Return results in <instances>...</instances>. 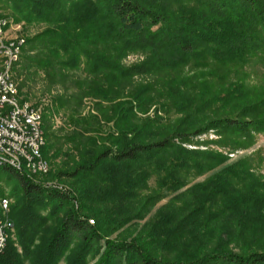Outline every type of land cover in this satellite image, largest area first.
I'll return each instance as SVG.
<instances>
[{
	"label": "trees",
	"instance_id": "obj_1",
	"mask_svg": "<svg viewBox=\"0 0 264 264\" xmlns=\"http://www.w3.org/2000/svg\"><path fill=\"white\" fill-rule=\"evenodd\" d=\"M190 1H195L201 7V14L184 19L180 16L173 21L142 0H8L20 18L28 21L33 18L48 26L40 35L27 42L29 49L24 52L25 59L33 46H37V50H44L47 46L45 43L50 47L49 53L55 56L59 52L66 54L69 49L75 48L86 60V65L91 67L92 73L104 69L107 74H115L121 80L126 79V75L130 73L120 68L117 59L112 55H104L101 50L86 51L88 45L81 43L89 38L121 41L126 45L125 49L148 52L155 61V67L160 68L158 71L166 72L189 62H194L197 69H205L210 64L243 65L256 57L261 49L264 50V0H199L200 4L196 0ZM69 25L78 29L79 34L74 33L75 36L72 37L67 31L70 30ZM155 28L157 30L152 31ZM35 62L38 68H51L49 62L41 59ZM71 64L70 67L76 66L74 59ZM198 76L203 78L205 74L199 73ZM116 90V96L110 98L111 102L121 98L120 89ZM222 92L210 96L207 93L206 102L202 100L206 95L203 94L198 99V102L202 100L200 103L203 105L198 104L199 106L192 103L194 101L191 94L178 108L184 113L192 108L202 113L210 108L211 102L219 101L226 106L232 101L243 103L245 100V95L238 86L232 85ZM80 94L105 96L95 89L89 92L84 90ZM177 94L179 97L183 96L181 92L177 91ZM260 105L246 106L245 110L250 116L245 119H212L206 125L180 122L182 128L176 127L166 134L153 131L157 125L153 119L138 124L128 123L125 130H119L117 136H107L111 140L108 147H95L87 151L80 155L79 163H73L71 169L59 171L52 178L65 177L71 182L80 203L83 201L91 204L95 199L109 197V190L106 189L110 185L115 187L116 196L121 199L129 196L132 198L136 195L133 192L140 189L153 172L161 175V187L176 192L185 185L181 171L193 167L198 174L217 167L225 160L217 154L196 153L182 146L210 129L248 139L254 133H264V114L259 112L264 108V101ZM134 106L139 107L137 113H142L146 104L136 103ZM58 107L60 108V103ZM135 107L120 101L111 106L117 113L115 129L118 128L123 113L125 115L122 118L129 117V121H136L133 114ZM74 109L77 112L79 104ZM86 121L71 120L70 124L74 129L60 138H55L53 132L46 128L43 132L46 141L41 149L43 159L54 160L63 151L65 144L72 145L76 152L81 146H85L87 139L83 135L88 130L85 128H90ZM56 141H61V144L57 145ZM149 160L154 161V164L145 167L144 164ZM193 160L200 163H193ZM4 170L17 182L15 195L19 197L11 209L10 220L16 230L22 257L20 259L8 242L0 256V264H23V258L29 256L37 237V228L44 221L38 211L46 206H50L54 214L62 213V218L42 245L38 264H56L63 250L73 241H77L79 247L71 264H82L84 257L90 252L98 258L95 264H264V245L236 253L229 249V239L217 238L214 243L210 238L207 245L201 242L202 220L210 223L217 217L209 213L202 215L206 206L218 203L220 207L229 210L233 217L238 215V220L246 219L249 209L258 211L259 206H264V198L255 192V184L250 189H245L246 179L243 172L236 171V166L225 168L207 182L190 188L188 192L192 196L184 200L180 207L171 205L163 208L158 212L159 220L153 226L129 241L109 240L106 225L110 223L104 220L107 217L94 211L85 213L84 205L76 209L73 195L66 189L44 188L12 169ZM193 206L196 208L190 210ZM141 211L142 208L138 210ZM131 219L134 217L115 220L117 227L114 231ZM204 233L209 235L208 228ZM188 234L192 237V243L184 238ZM149 243L153 247H159L158 250L162 248L161 251L165 254L172 253L173 250L181 251L178 256L167 258L158 255V250L148 247Z\"/></svg>",
	"mask_w": 264,
	"mask_h": 264
},
{
	"label": "rangeland",
	"instance_id": "obj_2",
	"mask_svg": "<svg viewBox=\"0 0 264 264\" xmlns=\"http://www.w3.org/2000/svg\"><path fill=\"white\" fill-rule=\"evenodd\" d=\"M142 1L154 9H159L162 13L171 17L173 21L180 16L184 19L188 16L192 17L194 14H201V7L194 3L195 1ZM196 1L200 4L199 0ZM0 18L10 21L11 37L24 41L20 60L14 69L13 81L17 87L19 97L40 111L42 132L49 128L55 138H60L74 129L70 121L76 119L87 120L86 122L90 127L85 128L88 130L83 135L87 139L85 146H81L79 151L76 152L72 145L65 144L63 151L54 160H46L49 168L48 173L33 176L32 181L52 190L56 187L66 189L67 192L73 195L76 209H79L80 205H84L83 210L85 213L90 214L91 211H94V213L106 216L107 218L104 220L110 223L106 225L109 240L129 241L143 230L147 231L159 220L158 212L160 210L171 205L180 207L184 200L186 201L189 196H192L188 192L190 188L207 182L225 168L236 166V171L243 172L242 175L246 179L247 186L245 189H250L251 185L255 184V192L264 198V133H254L248 139L235 134H222L217 129H210L193 139L189 144H184L182 147L188 151L217 154L225 160L217 167L202 173L197 174L193 167L181 171L185 185L176 192L161 187L159 185L161 175L153 172L145 184L133 192L136 195L132 198L129 196L121 199L120 196H116L115 187L110 185L106 189L109 190V197L95 199L93 203L90 202L91 204L82 201L81 204L71 182L67 181L65 177L61 179L52 178L57 172L68 171L74 164L79 163L80 155L85 154L87 151H91L95 147H108L111 140H108L107 136H117L119 130H125L124 127L128 123L135 122L138 124L144 120L153 119L157 122L153 131L166 134L176 127L182 128L180 122L186 124L188 122H198L197 124L206 125L212 119L227 117L245 119L249 117L250 114L245 110V107L252 104L258 106L264 101L263 49L255 55L256 57L251 58L249 62L243 65L216 66L210 64V67L205 69H197L194 62H189L183 63L184 65L178 67L179 70L166 72L158 71L160 68L155 67V61L148 52L125 49L126 45L123 42L114 39L103 40V38H98L91 40V38L86 39L83 36L86 40L81 44L88 45L86 51L101 50L104 55H112L114 59H117L120 68L130 73L126 75V79L121 80L115 74H107L104 69L92 73L91 67L86 65V60L75 48L73 50L69 49L66 54L59 52L55 56L49 53L50 47L48 48V44L45 43L47 46L44 50H37L38 47L33 46L25 59L24 52L29 49L27 42L40 35L48 26L37 22L33 18H30L29 21L20 18L16 9L8 0H0ZM68 29H70L67 31L72 37L79 34V30L75 27L69 25ZM155 30L157 28L152 31ZM37 59L49 62L51 68L47 70L38 68L35 62ZM68 59L70 60L68 61ZM73 59L76 66L70 67ZM199 73H204L205 76L200 78ZM232 85L238 86L244 93L245 100L243 103L232 101L230 105L224 106L219 101L211 102L210 108L202 113L196 111L195 108L184 113L178 108V106L181 107L179 104L189 98L191 94H193L194 101L192 103L203 105L200 102L202 100L206 102V99H208L207 93H210L209 96L216 95L223 90L226 91ZM93 89L97 90L99 94H105V96H93L92 94L81 96L80 94L84 90L89 92ZM116 89H120L119 97L121 98L118 101L114 99L115 101L111 102L112 99L110 98L116 96L114 95ZM177 91L181 92L183 96L179 97ZM203 94L206 95L198 102ZM119 101L133 107L136 103H145L146 106L142 113H137L139 107L134 108L133 114L136 121H129L128 116H126L128 118H122L125 115L123 113L119 120V126L115 129L114 123L116 122L117 113L111 109V106ZM58 103H60V108ZM78 104L79 109L76 112L74 108ZM259 112L264 114V108ZM82 127L84 128L83 125ZM45 141L46 139L44 144ZM56 142L57 145L61 144V141ZM196 161L193 160V163ZM197 163L200 162L197 161ZM153 164L154 161L149 160L144 165L150 167ZM17 188L14 177L0 167V196L6 195L9 198L10 214L19 197L15 195ZM141 208L142 211L138 212ZM195 208L193 206L190 210ZM258 208V211H250L249 209L246 212V219L238 220L240 218L238 215L233 217L229 210L220 207L218 203L206 206L201 214L204 216L207 213L215 214L217 217L211 220L210 223L205 219L202 220L203 226H201L202 231L200 234L203 236V241L201 242L207 245L211 239L214 243H216L217 238L229 239L228 247L236 253L261 247L264 245V206ZM38 214L44 221L38 228L36 227L38 230L37 237L30 248L29 256L23 258V264L39 263L42 245L50 237L62 218V213L54 214L50 206L43 207L38 211ZM185 214L183 213V215ZM126 217H134V219L127 220L121 228L114 231V228L117 227L114 223L115 220L119 221V219H125ZM5 221L11 225V220ZM207 228L209 235L204 233ZM184 238L192 243V237L189 234ZM9 242L21 259V249L16 240L14 226L10 233ZM78 247L79 243L77 241L69 244L59 256L56 264H71ZM148 247L155 250L160 249L159 247H153L150 243ZM161 250H158V255L167 258H174L181 251V249L178 251L173 250L172 253L165 254ZM97 259L90 252L84 257L82 264H95Z\"/></svg>",
	"mask_w": 264,
	"mask_h": 264
},
{
	"label": "built area",
	"instance_id": "obj_3",
	"mask_svg": "<svg viewBox=\"0 0 264 264\" xmlns=\"http://www.w3.org/2000/svg\"><path fill=\"white\" fill-rule=\"evenodd\" d=\"M0 23L7 25V33H0V149L17 151L21 159H28V165L35 167L38 174L46 175L48 164L38 159L39 136H42L37 127L38 110L19 97L13 81L14 66L20 60L18 47L23 42H6L5 34H12L11 25L8 20ZM5 69H12V78H5ZM0 211H5V220H10L9 201L4 199ZM12 230V222L11 228H4V221H0V256L7 247Z\"/></svg>",
	"mask_w": 264,
	"mask_h": 264
},
{
	"label": "bare ground",
	"instance_id": "obj_4",
	"mask_svg": "<svg viewBox=\"0 0 264 264\" xmlns=\"http://www.w3.org/2000/svg\"><path fill=\"white\" fill-rule=\"evenodd\" d=\"M0 22H7V20L4 18H0ZM0 33H7V25H2V23H0ZM5 41L6 42H21V41L23 42V44L20 47H18V58H20L21 52L24 46V41L18 38L11 37V34H5ZM15 67L16 66H14V69ZM5 78H12V69H5ZM35 110H38V109L35 108ZM37 127H38V130L40 131V134H42V136H39V146H41V148H38V159L44 160L42 157V153H41V149L44 146V138H43V132L41 129V114L39 110L37 113ZM0 158H5V159H0L1 168L12 169L16 171L17 173L25 175L31 180L33 176L36 177V175H41V174H38L35 167H33L32 165H28V159H21V155L18 154L17 151H14L12 149H0ZM15 164H19V166ZM4 199L6 201H9V198L6 195L0 196V208L4 204ZM0 221H4V228H11V225L9 223L7 224L5 221V211H0ZM5 249L6 248L3 249V252L5 251Z\"/></svg>",
	"mask_w": 264,
	"mask_h": 264
}]
</instances>
